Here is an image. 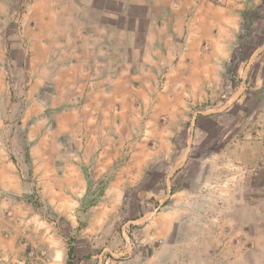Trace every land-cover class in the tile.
<instances>
[{
	"label": "rangeland",
	"instance_id": "1",
	"mask_svg": "<svg viewBox=\"0 0 264 264\" xmlns=\"http://www.w3.org/2000/svg\"><path fill=\"white\" fill-rule=\"evenodd\" d=\"M53 2L0 0V264H264V0H171L170 67L90 81Z\"/></svg>",
	"mask_w": 264,
	"mask_h": 264
},
{
	"label": "crops",
	"instance_id": "2",
	"mask_svg": "<svg viewBox=\"0 0 264 264\" xmlns=\"http://www.w3.org/2000/svg\"><path fill=\"white\" fill-rule=\"evenodd\" d=\"M51 11L49 21L64 25L40 34L64 35L76 44L70 50L75 58L56 66L63 77L73 75L67 80L77 74L89 81L143 80L153 68L171 65V44L163 45L171 37V0H54ZM50 59L47 68L58 62Z\"/></svg>",
	"mask_w": 264,
	"mask_h": 264
},
{
	"label": "trees",
	"instance_id": "3",
	"mask_svg": "<svg viewBox=\"0 0 264 264\" xmlns=\"http://www.w3.org/2000/svg\"><path fill=\"white\" fill-rule=\"evenodd\" d=\"M246 13H247V9L245 10L244 15H246Z\"/></svg>",
	"mask_w": 264,
	"mask_h": 264
}]
</instances>
